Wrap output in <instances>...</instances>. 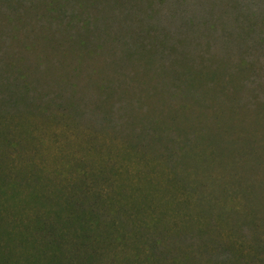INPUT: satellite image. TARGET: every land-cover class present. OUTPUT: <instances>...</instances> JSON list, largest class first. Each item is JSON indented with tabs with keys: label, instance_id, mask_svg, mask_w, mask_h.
<instances>
[{
	"label": "rangeland",
	"instance_id": "374dc122",
	"mask_svg": "<svg viewBox=\"0 0 264 264\" xmlns=\"http://www.w3.org/2000/svg\"><path fill=\"white\" fill-rule=\"evenodd\" d=\"M0 132L25 135L2 161L4 189L16 184L21 205L2 212V230H16L19 215L32 227L49 220L76 174L112 165L132 183L162 185L176 211L261 264L264 0H0ZM144 194L141 212H123L129 240L175 222ZM5 233L0 246L17 249ZM175 233L154 249L156 264L183 256Z\"/></svg>",
	"mask_w": 264,
	"mask_h": 264
},
{
	"label": "trees",
	"instance_id": "16d2710c",
	"mask_svg": "<svg viewBox=\"0 0 264 264\" xmlns=\"http://www.w3.org/2000/svg\"><path fill=\"white\" fill-rule=\"evenodd\" d=\"M24 136L20 135L21 140ZM21 140L11 139L10 135L0 132V173L5 168L3 159L8 162L15 148L22 147ZM16 156L20 160L22 155L17 153ZM120 169L103 165L91 173L76 174L72 195L60 199V208L55 214L47 212L53 214L49 220L44 215L45 218L39 216L32 227L31 218L19 215L20 226L16 230H2V212H10L12 207L16 209L21 205L18 203L20 197L14 193L17 185L9 187L14 189L13 193L6 191L4 187L7 182L4 181L8 176L0 174V234L5 231L4 237L7 235L11 241H19V245H15L17 249L9 252L0 246V264H31V260L32 264H136L144 253H150L156 264L155 250L159 245L165 247L162 245L165 244L164 235L169 234V231L176 232L175 235L184 239L185 245L181 247L183 256L179 257L176 264H256L253 262V252L238 246L230 235L218 234L216 228L214 231L207 228L192 214L182 215L176 211L174 203L163 197L166 189L162 185H154L149 177L142 183H132L134 181L131 182L124 175L126 172ZM85 175L91 179H85ZM154 192L158 194L154 195ZM141 193H145L146 198H155L165 208L161 214L172 216L170 220L174 217L175 222L169 226L168 233L156 232L155 239L129 240L124 230L120 229L125 226L123 212L126 213V209H131L134 214L142 211L139 206L144 202L138 198ZM177 203L181 206L179 201ZM17 212L19 214L21 210ZM156 222L154 230L159 231L161 225L166 226L163 217H157ZM134 226L137 228L140 225ZM113 229H116V234ZM43 231L50 234L40 240V232ZM19 248L24 254L20 257L16 253ZM257 257L264 264V255L259 254Z\"/></svg>",
	"mask_w": 264,
	"mask_h": 264
}]
</instances>
